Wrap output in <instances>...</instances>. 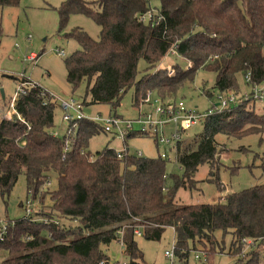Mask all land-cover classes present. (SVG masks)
<instances>
[{
	"label": "trees",
	"instance_id": "1",
	"mask_svg": "<svg viewBox=\"0 0 264 264\" xmlns=\"http://www.w3.org/2000/svg\"><path fill=\"white\" fill-rule=\"evenodd\" d=\"M19 3L0 0V8ZM56 10L59 34L75 14L91 18L100 28L98 39L79 27L63 34L80 46L65 67L73 92L86 84L84 108L108 105L117 115L132 87L137 108L148 90L165 104L176 103L200 70L215 74L214 90L203 92L210 100L239 91V76L249 75L245 83L250 90L264 86V0H64ZM170 50L190 67L175 65V70L156 72ZM140 61L145 71L153 72L138 80ZM27 81L21 76L19 84ZM262 101L248 95L224 109L213 104L195 144L178 143L177 163L184 175L170 182L169 162L160 155L144 158L129 151L119 159L109 146L92 155L89 142L103 131L91 121L69 125L70 134H53L57 101L38 84L26 86V93L14 101L12 119H0V193L9 194L24 175L29 198H40L43 204L49 197L50 213L46 220L31 216L8 223L0 250L10 257L0 264H109L103 248L120 241L124 226H138L152 241L171 228L175 257L184 264L192 252L205 255L208 262L227 252L237 259L235 264H264L259 251L264 240V185L228 194L222 202L179 205L176 200L180 189L197 188L195 175L205 164L212 181L223 188L217 173L222 150L215 137L264 135V112L255 110ZM137 136L147 137L135 134L129 139ZM259 157L264 173V153ZM52 178L57 187L51 191ZM128 231L133 237V230ZM126 246L127 264H146L133 238Z\"/></svg>",
	"mask_w": 264,
	"mask_h": 264
},
{
	"label": "rangeland",
	"instance_id": "2",
	"mask_svg": "<svg viewBox=\"0 0 264 264\" xmlns=\"http://www.w3.org/2000/svg\"><path fill=\"white\" fill-rule=\"evenodd\" d=\"M64 0H20L16 7L0 8V119L12 116L14 101L17 98L19 79L21 76L27 78L32 84H38L45 91L49 92L57 101L54 110L53 134L62 136L67 124L63 121V111L60 108L62 100L74 98L81 103L86 90L83 83L75 92L72 91L67 82V70L65 60L74 52L80 50L79 44L73 39L63 37L75 27L82 28L93 39H98L100 28L91 19L81 14L70 17L69 23L63 33L59 34L58 9ZM95 2L98 0H85ZM63 51L64 56H59L57 51ZM35 54V61H28L27 57ZM162 65V66H161ZM173 65V66H172ZM178 65L187 68L188 63L172 54L158 64L160 70H175ZM146 64L140 61L138 77L140 80L153 71H145ZM215 74L207 70L198 71L192 85L185 87L178 96V101L182 100L186 107L200 113H207L213 104L218 103L217 97L211 100L203 93L204 89L212 92L214 90ZM238 88L242 95H247L250 91L245 83L244 77H238ZM1 90L4 91L2 98ZM238 92V89H236ZM135 87L127 91L118 107L117 115L128 120H135L142 114L150 113L153 107L144 106L143 113L135 107ZM154 99V97H153ZM89 98L87 99L88 103ZM257 113L264 112V101L257 102L255 107ZM111 112L108 105H87L83 113L89 117H106ZM14 113V112H13ZM175 128L173 124L163 129L167 138ZM204 132V120L182 133L181 145L183 147L194 145ZM111 141V142H110ZM215 141L221 151L217 173L223 188L220 189L218 183L212 181L210 176V166L205 164L199 167L195 175L198 181L196 189H180L176 200L179 205L207 204L222 202L228 194L238 193L254 186L264 185V173L261 169L259 156L264 153V135L247 133L244 135L218 134ZM131 154L142 153L144 158H158L160 154L166 152L169 156L167 173L170 182L174 177L182 178L184 170L180 168L176 161L175 145L157 146L152 137H131L127 140ZM114 151H121L123 145L119 140H112L110 135L101 133L93 137L89 142L88 151L92 155L102 151L105 147ZM57 187L55 178H52L48 188L52 191ZM31 200L27 192V182L22 175L9 194L4 197L0 193V223L14 222L27 217L26 205ZM31 209H34L33 217L37 220H46L47 213H50L51 202L47 197L43 202L40 198L31 200ZM30 202V201H29ZM67 226L74 223L69 220L62 221ZM75 226V225H74ZM134 239L144 254L146 264H184L179 262L174 254V261L166 257L165 252H172L175 244L174 231L168 228L164 231L159 241L148 240L145 237L134 235L131 237L129 231L124 235L125 243ZM230 239L226 237V244ZM127 247V246H126ZM110 257V264L124 263L129 261L123 247L119 242L112 243L109 247L103 248ZM195 252L189 256L187 264H235L237 259L227 252L216 254L211 261L206 260V256L200 254V259H195ZM6 250H0V263L9 258Z\"/></svg>",
	"mask_w": 264,
	"mask_h": 264
},
{
	"label": "built area",
	"instance_id": "3",
	"mask_svg": "<svg viewBox=\"0 0 264 264\" xmlns=\"http://www.w3.org/2000/svg\"><path fill=\"white\" fill-rule=\"evenodd\" d=\"M148 17V19H150L152 17V14L148 15ZM57 52L59 56L65 55L63 51L58 50ZM169 54L176 55L174 50H170L165 58ZM36 59L37 56L35 54H31L29 57H27L28 61H35ZM161 66L159 68H156V72L160 70ZM188 66L190 67V64H188ZM22 77L24 78V76ZM245 82H250L249 75L246 77ZM30 84L32 85V83L28 80L27 83H23L22 85H20L18 87L17 97L21 94H25L26 86ZM248 95H252V97L255 99L264 100V86L251 88ZM248 95H242L239 91H229L225 96L221 95L218 97V106L221 109H224L229 107L230 105H236ZM138 103V109L140 113H143L142 109L144 106L153 107V111L150 113L142 114L135 120H126L116 114H109L106 117L86 116L83 113V105L80 102L76 101L74 98L68 101L62 100L60 102V107L63 111V121L67 124L66 132L68 134H70L71 132L69 125L73 124V126L76 127L75 123H77L78 121L88 120L95 124H98L104 134L110 135L113 140H119L122 143L123 149L118 152L116 151L117 157L119 159H122L130 151L127 145V140L131 135L134 136L136 134L154 138L157 146H170L172 143H174L177 161L178 143H180L181 141L182 133L187 131L197 123L201 122L212 113V110L207 111V113H200L196 110L188 109L182 100H179L176 103L168 102L167 104H165L158 97H156L151 90H148L145 95H141ZM9 119L11 120L12 116H10ZM170 124L174 125L175 130L171 134V138L169 139L163 133V129ZM135 155L138 157H143L141 152L135 153ZM160 156L166 160H168L169 158L166 152H163L162 154H160ZM50 183L48 185H50ZM29 201L26 205L27 217L33 216L34 213V209H31L32 201ZM8 223L9 222H4V224L2 223V226H0V242L4 240V237L8 231ZM128 230H133L134 235L143 237V232L138 226H124L119 232L120 244L123 249L126 248L124 235ZM247 243L251 244L252 242L247 241ZM259 251L262 256H264V240L259 247ZM165 255L172 261L174 259V249L172 252H165ZM195 259H200V256L195 255ZM100 264L108 263L101 262Z\"/></svg>",
	"mask_w": 264,
	"mask_h": 264
},
{
	"label": "crops",
	"instance_id": "4",
	"mask_svg": "<svg viewBox=\"0 0 264 264\" xmlns=\"http://www.w3.org/2000/svg\"><path fill=\"white\" fill-rule=\"evenodd\" d=\"M72 99V98H71ZM61 108V107H60ZM62 110V109H61ZM14 112V113H13ZM12 116L15 114V110H13L12 112ZM66 130H67V126H65V128H64V132L63 133H65L66 132ZM113 140V139H112ZM115 141V140H114ZM111 142V141H110ZM128 145V144H127Z\"/></svg>",
	"mask_w": 264,
	"mask_h": 264
},
{
	"label": "water",
	"instance_id": "5",
	"mask_svg": "<svg viewBox=\"0 0 264 264\" xmlns=\"http://www.w3.org/2000/svg\"><path fill=\"white\" fill-rule=\"evenodd\" d=\"M1 95L4 98V91L3 90H1Z\"/></svg>",
	"mask_w": 264,
	"mask_h": 264
}]
</instances>
